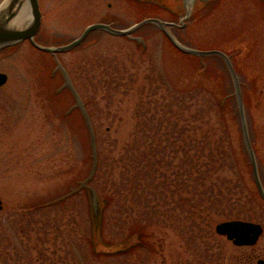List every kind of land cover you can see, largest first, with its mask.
<instances>
[{
    "label": "rangeland",
    "instance_id": "1",
    "mask_svg": "<svg viewBox=\"0 0 264 264\" xmlns=\"http://www.w3.org/2000/svg\"><path fill=\"white\" fill-rule=\"evenodd\" d=\"M38 2L41 23L34 40L44 45L66 43L92 22L114 20L126 28L149 16L170 20V15L159 8L139 7L129 0ZM200 5L198 0L184 2L178 16L183 17L187 11L190 15L185 26L173 29V34L185 45L217 48L231 55L241 81L250 142L263 179L264 0H219L205 10ZM133 36L139 39L97 30L83 43L57 54L86 101L97 145L100 149L103 146L107 154L111 139L117 137L122 146L130 138L135 123L140 121L135 118V109L145 100L141 96H148L152 88L172 93L175 88L184 89L186 96L179 94L182 100L189 97V86L202 85L207 93L219 98L233 92L224 62L216 57L204 58L208 68L206 74H201L199 59L176 49L153 23L142 25ZM56 67L53 55L36 49L28 40L0 49V72L7 74L6 82L0 86V264H46L52 258L57 264H102L92 258L90 221L82 191L49 208H36L32 216L35 221L27 220L26 229H20L19 212L23 208L34 207L75 186L76 180L86 175L91 161L82 115L73 107V97L63 86L62 72ZM109 73L124 79L111 83ZM158 75L164 79L165 88L158 85ZM234 111L230 95L226 101L227 131L236 154L231 167L218 169L219 178L233 186L238 201L230 205L234 216L264 224V203L257 194ZM184 113L188 115L187 108ZM224 122L218 121L216 128L224 129ZM177 239L167 235L172 244ZM197 240L202 247H212V252L220 241L232 251L236 249V254L250 252V264L264 257V233L254 248H238L217 233L200 239L198 236ZM171 245L170 252L165 253L166 264H190L180 249L171 256L175 248ZM42 249L46 258L41 261ZM52 250H56L54 255ZM202 261L200 255L196 264ZM148 264H161L159 256L158 261Z\"/></svg>",
    "mask_w": 264,
    "mask_h": 264
},
{
    "label": "trees",
    "instance_id": "2",
    "mask_svg": "<svg viewBox=\"0 0 264 264\" xmlns=\"http://www.w3.org/2000/svg\"><path fill=\"white\" fill-rule=\"evenodd\" d=\"M207 56L223 62L217 55L195 56L199 59L201 74L207 72L208 63L204 60ZM109 75H112L111 83L124 79L121 75ZM157 81L165 88L162 76L158 75ZM155 89L148 90V96H141L145 100L140 101L134 113L140 121L135 123L130 138L122 146L117 137L109 142L108 154L103 146L100 149L97 145V167L89 184L104 203L101 238L107 249H93L85 188L55 202H50L53 199L50 198L34 207L23 208L19 212L20 229L22 232L26 229L27 220L35 221L32 216L36 208H49L82 191L90 221L92 258L102 264H148L154 259L158 261V256L160 263L166 264L165 253L170 252L172 244L167 241L168 234L178 238L171 245L175 247L171 256L180 249L187 254L190 264H196L200 255L203 264H250L251 256L244 251L236 254V249L232 251L220 241L212 252V247H202L197 240L198 236L200 239L202 235H215L218 222L238 218L230 208L232 202L238 203L233 186L220 180L218 171L226 165L231 167L235 161L226 115V101L230 95L233 99L234 96L230 93L219 98L197 85L189 86V97L182 100L179 94L185 93V97L184 89L175 88L177 95L169 89L157 88L156 92ZM234 105V114L238 117L235 100ZM219 119L225 121L224 129L216 128ZM25 246L28 248V244ZM43 250L39 251L43 254L41 261L46 258ZM55 252L52 250L51 254ZM46 264H57V260L49 259Z\"/></svg>",
    "mask_w": 264,
    "mask_h": 264
},
{
    "label": "water",
    "instance_id": "3",
    "mask_svg": "<svg viewBox=\"0 0 264 264\" xmlns=\"http://www.w3.org/2000/svg\"><path fill=\"white\" fill-rule=\"evenodd\" d=\"M161 2V0H156ZM166 1V0H165ZM162 4V3H160ZM26 15V22L24 20L20 21V16ZM185 16H188V11L185 13ZM41 22V12L39 9L38 0H2L0 2V49L5 47H10L13 44L18 42L28 40L35 48L46 51L49 54L54 56L56 61V68H59L62 72L64 83L63 86L67 87L69 92L71 93L74 104L73 107H77L79 112L82 115L84 120V124L88 134L89 140V149L90 154L89 157L90 167L86 174V176L76 181L75 186L69 187V191L53 198L50 202H55L60 199H63L75 192H77L80 188H85L88 195L89 202V212L91 216V243L93 249L96 251H104L107 249L106 243L101 238V215L102 209L104 206L103 201L100 200L97 191L89 184V181L93 178L96 167H97V144H96V133L93 127L90 115L85 107V103L82 100L78 90L73 84L70 75L67 69L63 66L61 61L57 58L58 53L66 52L77 45H79L86 36L93 30H103L113 35H124L131 36L132 32L137 30L144 24L153 23L157 27H159L164 34L167 36L169 41L180 51L193 55H217L219 56L229 73V77L231 80L233 92L232 95L235 99L236 110L238 112L242 140L245 147V150L249 157V162L252 167V175L257 186L258 192L264 200V187L262 185L259 172H258V164L256 160V156L253 150V147L250 142L246 111L244 102L242 99V94L240 90V77L237 75L232 62L230 60L229 55L219 49H199L194 48L180 42L174 34L169 30V25L172 23H168L162 19L156 17H146L141 19L140 21L134 23L133 25L127 28H115L112 27L108 23L104 22H93L88 24L81 33L73 38L71 41L59 45H44L38 43L34 40V35L38 31ZM136 40L139 39L137 37H133ZM7 80V74L4 72H0V86L3 85ZM2 208V201L0 198V209ZM215 231L217 234L225 236L226 239L231 241L236 246L243 245H253L256 243L259 235L262 232V227L260 224L241 220V219H230L224 220L216 224ZM257 264H264V259L259 258L257 260Z\"/></svg>",
    "mask_w": 264,
    "mask_h": 264
},
{
    "label": "flooded vegetation",
    "instance_id": "4",
    "mask_svg": "<svg viewBox=\"0 0 264 264\" xmlns=\"http://www.w3.org/2000/svg\"><path fill=\"white\" fill-rule=\"evenodd\" d=\"M129 1L136 3L139 7L140 6L155 7V8H159L160 10L168 13L170 15V20H166V21L172 23V25L170 26L172 31L179 29V28H183V26H185L186 24V19L182 18L183 20L181 21V17L178 16L180 9L182 6H184V2L186 0H166V1L161 0V2H158L156 0H129ZM198 1L201 3L200 7L203 10H205L207 7L209 6L212 7L213 5H215L219 0H198ZM109 6H111L110 3H109ZM105 21L108 23H111L112 26L120 27L116 24L114 20H111V21L105 20ZM262 181H263V186H264V178L262 179ZM255 222H258L262 227V232L258 237V240H259L262 234L264 233V224L259 220H255ZM257 242L253 245L246 246V247L254 248L257 245ZM248 254H250V252ZM258 258L264 259V257H258Z\"/></svg>",
    "mask_w": 264,
    "mask_h": 264
},
{
    "label": "bare ground",
    "instance_id": "5",
    "mask_svg": "<svg viewBox=\"0 0 264 264\" xmlns=\"http://www.w3.org/2000/svg\"><path fill=\"white\" fill-rule=\"evenodd\" d=\"M188 4H191V2H188ZM24 20L26 22V15L20 16V21Z\"/></svg>",
    "mask_w": 264,
    "mask_h": 264
}]
</instances>
